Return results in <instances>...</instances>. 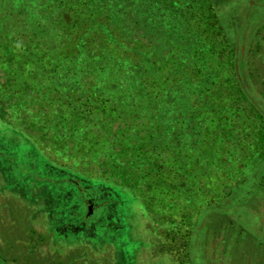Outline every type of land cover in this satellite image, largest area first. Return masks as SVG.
Returning a JSON list of instances; mask_svg holds the SVG:
<instances>
[{
  "label": "trees",
  "instance_id": "obj_1",
  "mask_svg": "<svg viewBox=\"0 0 264 264\" xmlns=\"http://www.w3.org/2000/svg\"><path fill=\"white\" fill-rule=\"evenodd\" d=\"M236 1L0 0V122L41 147L66 195L113 199L122 186L139 197L152 243L154 214L171 235L180 206L198 222L239 202L248 176L261 178L264 102L243 50L226 84L202 57L230 51L217 10ZM45 224L51 237L57 226Z\"/></svg>",
  "mask_w": 264,
  "mask_h": 264
},
{
  "label": "rangeland",
  "instance_id": "obj_2",
  "mask_svg": "<svg viewBox=\"0 0 264 264\" xmlns=\"http://www.w3.org/2000/svg\"><path fill=\"white\" fill-rule=\"evenodd\" d=\"M252 1L256 7L248 13L250 22L245 19L246 0L217 10L230 51L221 58L202 57L213 65L219 61L217 77L222 84L227 83L225 77L234 76V62L245 57L247 73L244 69L242 72L250 75V94L264 102V0ZM219 42L218 37L217 45ZM203 43L199 47L206 50ZM242 50L244 57L237 55L235 60V53ZM200 57L197 60L203 64ZM213 77L214 73L204 71L203 79ZM230 92L226 89L227 94ZM233 135L236 138L238 134ZM259 166L261 178L255 172L248 176L243 185L250 188L242 192L239 202H228L222 210H209L198 222L196 209H176L173 225L179 224V216L184 215L178 232L168 235L167 228H160V216L154 214L153 226H148H158L152 243L151 231L146 228L148 209L144 205L143 210L139 197L122 186L113 199L93 198L85 190L66 195V186L53 178L58 171L51 167L41 147L24 130L0 122V264H210V259L212 264H264V156ZM240 207L252 215L240 216ZM32 210L42 214V224L30 218ZM44 221L50 227L57 226L51 237ZM104 247H111L110 254H102L100 249ZM90 248L101 253L90 254Z\"/></svg>",
  "mask_w": 264,
  "mask_h": 264
},
{
  "label": "flooded vegetation",
  "instance_id": "obj_3",
  "mask_svg": "<svg viewBox=\"0 0 264 264\" xmlns=\"http://www.w3.org/2000/svg\"><path fill=\"white\" fill-rule=\"evenodd\" d=\"M237 1H240V0H237ZM236 1V2H237ZM244 1V0H243ZM246 2L248 3V11H250L253 7H255V4L254 1L252 0H246ZM1 211V210H0Z\"/></svg>",
  "mask_w": 264,
  "mask_h": 264
},
{
  "label": "water",
  "instance_id": "obj_4",
  "mask_svg": "<svg viewBox=\"0 0 264 264\" xmlns=\"http://www.w3.org/2000/svg\"><path fill=\"white\" fill-rule=\"evenodd\" d=\"M89 212H91V206H89Z\"/></svg>",
  "mask_w": 264,
  "mask_h": 264
}]
</instances>
